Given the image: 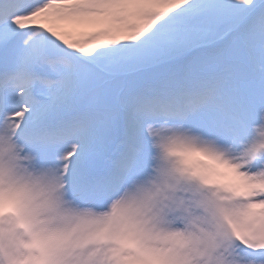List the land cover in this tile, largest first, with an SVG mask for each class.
<instances>
[{
	"label": "snow or ice",
	"instance_id": "6c2138e0",
	"mask_svg": "<svg viewBox=\"0 0 264 264\" xmlns=\"http://www.w3.org/2000/svg\"><path fill=\"white\" fill-rule=\"evenodd\" d=\"M0 264H264V0H0Z\"/></svg>",
	"mask_w": 264,
	"mask_h": 264
}]
</instances>
